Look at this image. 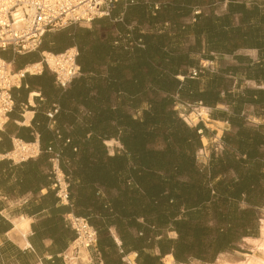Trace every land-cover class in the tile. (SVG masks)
I'll use <instances>...</instances> for the list:
<instances>
[{
  "label": "crops",
  "instance_id": "crops-1",
  "mask_svg": "<svg viewBox=\"0 0 264 264\" xmlns=\"http://www.w3.org/2000/svg\"><path fill=\"white\" fill-rule=\"evenodd\" d=\"M142 1L149 5V16L157 18L163 15V18L153 27L142 26L140 33L168 32L173 38L175 31L171 30V23L174 16L164 8H178V23L194 26L201 15L217 18L229 15L231 2ZM238 1L246 3L249 10L253 7L258 9V17L254 18L257 21L254 22L263 44L264 0ZM136 2L138 0L121 1L115 5L110 18L97 19L91 24L73 28L74 32L85 29L89 33L85 34L82 44L73 38L60 48V52L75 48L79 54L82 48V74L67 88L59 87L55 76L46 71L37 76L27 75L13 90L15 108L0 133V154L9 153L16 138L25 142L38 140L42 148H53L60 154L61 168L70 179V204H60L51 189L52 180L47 175L49 154L21 164L0 160V264H66L63 257L71 252L75 240L74 230L65 221L68 214L85 218L98 234L96 249L81 252L76 258L77 264H166L165 259L169 257L172 264H218L221 259H233L234 254L246 255L252 247L247 239H257L244 238L237 244L238 251L221 253L213 262L189 258L188 263H179L171 249V241H176L178 234L169 227H156L151 218L144 217L139 211V200L144 197V192L137 182L138 161L120 138L131 133L133 127L138 128L142 114L137 107L133 108L132 96L128 102V95L121 86L114 85L117 82L115 77L108 80V69L102 66V43L112 49H129L143 44L142 40H137V23L124 25L126 8ZM116 9L118 12L114 16ZM232 20L235 28L240 25L239 15ZM251 23L243 25L240 30L242 35L251 34ZM120 25L123 29H120ZM234 30L227 29V32L237 34ZM194 33L190 31L179 42L180 49L196 62V66H184L183 69L187 74L206 69L212 74L221 75L226 87L221 88L220 101L215 107H205L209 113L207 120L190 123L178 110L187 103L179 104L175 109L171 107L168 112H172L181 122L180 131L183 133L198 131L194 157L198 166H206L214 152L222 154L225 147L223 137L228 134L236 138L241 126L264 136V98L252 93L245 95L246 91H264V81L247 80L245 75L235 76L233 73L236 67L259 66L264 70V49L239 44L228 49L210 50L206 36L199 38ZM141 47L144 48L143 45ZM0 53L9 58L5 60L11 62L16 70L23 67L24 61L31 60V54L17 56L11 51ZM38 58L39 62L41 52ZM178 79L184 81L183 76H178ZM109 83L112 89H108ZM102 88L106 95L102 94ZM240 96L243 98L241 101ZM174 99L178 100V96H174ZM54 110L57 113L51 120L48 114ZM102 135L109 136L103 139V143ZM204 140L207 144H204ZM102 146L107 156L104 159ZM157 147L164 148L165 145L159 143ZM184 148L187 146L184 145ZM227 149L235 151L240 157L235 148ZM251 167L246 165L242 174L249 172ZM227 177L234 181L239 179L235 170H230ZM180 180L187 181V178L181 177ZM243 207L246 205L243 204ZM256 210L261 233L264 207ZM16 220H24L28 226L18 229Z\"/></svg>",
  "mask_w": 264,
  "mask_h": 264
},
{
  "label": "trees",
  "instance_id": "trees-1",
  "mask_svg": "<svg viewBox=\"0 0 264 264\" xmlns=\"http://www.w3.org/2000/svg\"><path fill=\"white\" fill-rule=\"evenodd\" d=\"M164 10L174 16L171 23V30L175 31L174 38L168 32L140 33L142 26L153 27L163 15L152 18L149 16V5L138 0L126 8L124 25L136 22L135 32L139 34L137 40H142L143 44L129 49H112L102 43V66L108 69V80L115 77L117 82L114 85L121 86L128 95V102L132 96L133 108L137 107L142 114L138 128L133 127L131 133L120 138L138 161L137 182L144 192V197L139 200V211L144 217L151 218L156 227H169L178 234V239L171 241L177 262L188 263L189 258L213 262L221 253L238 251L237 244L244 238L258 237L259 218L256 209L264 207V136L241 126L236 138L228 134L223 137L225 147L222 154L214 152L208 165H197L194 152L198 131H189L188 134L180 131L181 122L168 110L171 107L175 109L179 104L195 105L199 102L204 108L215 107L220 101L221 88L226 87V81L221 75L212 74L206 69L198 70L196 78H192V73L187 74L183 67H194L196 62L180 49L179 42L193 30L199 38L206 36L210 50L228 49L239 44L264 49L254 22L259 13L256 7L249 10L246 3L231 0L229 15L223 18L201 15L198 24L182 26L178 23V8ZM117 12V9L114 10V16ZM237 15L240 16V25L235 28L232 19ZM250 23L251 34L242 35L240 30L243 25ZM79 26L69 25L46 33L38 52L31 54V60L24 61L21 69L37 63L39 52L64 53L70 48L62 52L60 48L69 43V39L75 38L78 44H82L85 34L89 32L85 29L74 32L73 28ZM122 27L120 25V29ZM227 29H235L237 34L230 35ZM81 49L78 64L83 67ZM1 56L9 59L3 54ZM233 73L235 76L245 75L247 80L264 81V70L259 66L236 67ZM178 76H183L184 81L179 80ZM111 86L109 83L108 89H112ZM249 93L264 98V91H246L245 95ZM102 94L106 95L103 88ZM174 96H178V100ZM101 137L103 143V139L109 136ZM159 143L165 147L158 148ZM227 147L235 148L240 157ZM47 149L43 148V154H47ZM106 157L102 146V159ZM246 165L252 167L243 175L242 170ZM230 170L238 173V181L227 177ZM181 177H186L187 181H181Z\"/></svg>",
  "mask_w": 264,
  "mask_h": 264
},
{
  "label": "built area",
  "instance_id": "built-area-1",
  "mask_svg": "<svg viewBox=\"0 0 264 264\" xmlns=\"http://www.w3.org/2000/svg\"><path fill=\"white\" fill-rule=\"evenodd\" d=\"M121 1L126 0H0V52L11 51L17 56L38 52L46 33L69 25L91 24L97 19L110 18L115 5ZM78 57L79 52L75 48L62 54L44 52L39 62L14 70L13 64L3 59L0 53V133L15 108L13 90L21 84L23 78L49 71L55 76L59 87L67 88L81 75ZM197 76L198 72L193 71L192 78ZM185 105L189 108L204 107L201 102ZM56 113L57 110L50 112L49 119L53 120ZM191 116H196L197 122L189 120ZM186 119L197 124L202 120L201 112L195 111ZM46 152L50 155V168L47 172L52 180L51 189L59 203L68 206L71 183L61 168V156L53 148H48ZM42 154L43 148L38 140L25 142L16 138L13 140V149L7 154H0V160L21 164L35 160ZM65 221L74 230L75 240L71 252L64 255L63 260L66 264H77L76 258L81 252L96 249L98 234L85 218L68 214Z\"/></svg>",
  "mask_w": 264,
  "mask_h": 264
},
{
  "label": "rangeland",
  "instance_id": "rangeland-1",
  "mask_svg": "<svg viewBox=\"0 0 264 264\" xmlns=\"http://www.w3.org/2000/svg\"><path fill=\"white\" fill-rule=\"evenodd\" d=\"M82 25H88V24H82ZM14 70L15 67L13 65ZM204 108V107H203ZM178 110L180 112V114L184 115L185 118L190 116L193 112L197 111V112H201V108L199 106H195L192 108H189L187 105H184L183 107H178ZM208 111V109H207ZM209 113L206 112V115L203 114L202 116V120H207ZM219 126V125H218ZM207 144V141H206ZM262 214L264 215V211L262 212ZM247 242H249L250 244H252V247H250L247 250V254L246 255H242V254H234L232 258H226V259H230L231 262H235L238 264H245L247 263V260L249 258V256H253L256 253H262L261 255H264V221L262 223V228H261V233H259L257 239H247Z\"/></svg>",
  "mask_w": 264,
  "mask_h": 264
},
{
  "label": "bare ground",
  "instance_id": "bare-ground-1",
  "mask_svg": "<svg viewBox=\"0 0 264 264\" xmlns=\"http://www.w3.org/2000/svg\"><path fill=\"white\" fill-rule=\"evenodd\" d=\"M206 112L207 109L205 108H202L201 109V115L205 114L206 115ZM189 120H192L194 123L197 122V118L196 116H191ZM204 144H206V140H204ZM16 223V226L18 229H21V228H26L28 226V223L24 220H16L15 221ZM262 253H256L255 255L253 256H249L248 260H247V263L245 264H264V255H261ZM166 261V264H172V258L169 257L167 259H165ZM218 264H238V263H235V262H231L230 259H221Z\"/></svg>",
  "mask_w": 264,
  "mask_h": 264
}]
</instances>
